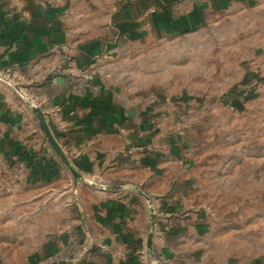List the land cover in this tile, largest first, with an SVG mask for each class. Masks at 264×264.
Masks as SVG:
<instances>
[{"label": "crops", "instance_id": "obj_1", "mask_svg": "<svg viewBox=\"0 0 264 264\" xmlns=\"http://www.w3.org/2000/svg\"><path fill=\"white\" fill-rule=\"evenodd\" d=\"M115 1L87 20L62 0H0V233L32 251L22 264H264L260 234L208 209L177 87L134 66L205 26L206 7ZM65 42L70 56L51 50Z\"/></svg>", "mask_w": 264, "mask_h": 264}, {"label": "rangeland", "instance_id": "obj_2", "mask_svg": "<svg viewBox=\"0 0 264 264\" xmlns=\"http://www.w3.org/2000/svg\"><path fill=\"white\" fill-rule=\"evenodd\" d=\"M62 1L83 9L77 12L81 19L78 14L86 18L96 4L107 15L115 0ZM192 1L206 7V25L191 35L152 43L134 66L151 83L175 86L171 93L187 98L178 103L183 128L196 144L198 171L215 202L208 209L237 213L234 221L245 223L246 234H260L264 249V0L178 4ZM19 246L24 244L17 243L16 234L0 233V264L25 263L32 251Z\"/></svg>", "mask_w": 264, "mask_h": 264}, {"label": "built area", "instance_id": "obj_3", "mask_svg": "<svg viewBox=\"0 0 264 264\" xmlns=\"http://www.w3.org/2000/svg\"><path fill=\"white\" fill-rule=\"evenodd\" d=\"M159 6L164 8L162 5H159ZM155 7H157V6L154 5L150 8H148L147 14H151V13L155 12V10H156ZM73 48L74 47L70 42H65L62 44H54L51 47V50L53 52H56V53H65L68 56H70L72 54ZM6 71H8V69H6ZM26 170H27V166L24 162H20V161L16 162L10 170V175L12 176L11 181L21 179L23 176H25ZM154 264H159V263L156 262Z\"/></svg>", "mask_w": 264, "mask_h": 264}, {"label": "water", "instance_id": "obj_4", "mask_svg": "<svg viewBox=\"0 0 264 264\" xmlns=\"http://www.w3.org/2000/svg\"><path fill=\"white\" fill-rule=\"evenodd\" d=\"M35 112L37 113L38 118L40 120H42L43 119V115L41 114V112L39 110H37V109H35ZM45 133H46V135L48 137V140L51 142V144L57 148L56 142L54 141L52 136L49 134V131L45 129ZM57 151L59 152V149ZM150 237H152V234H150ZM149 245H150V242H149Z\"/></svg>", "mask_w": 264, "mask_h": 264}, {"label": "trees", "instance_id": "obj_5", "mask_svg": "<svg viewBox=\"0 0 264 264\" xmlns=\"http://www.w3.org/2000/svg\"><path fill=\"white\" fill-rule=\"evenodd\" d=\"M155 2H157V0L155 1ZM157 4H158V2H157ZM160 4V3H159ZM166 5V4H165Z\"/></svg>", "mask_w": 264, "mask_h": 264}]
</instances>
